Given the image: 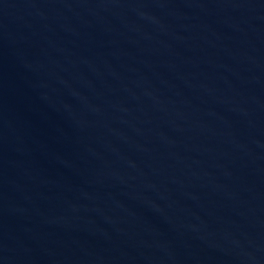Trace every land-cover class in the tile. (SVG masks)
<instances>
[{"label": "water", "instance_id": "1", "mask_svg": "<svg viewBox=\"0 0 264 264\" xmlns=\"http://www.w3.org/2000/svg\"><path fill=\"white\" fill-rule=\"evenodd\" d=\"M0 264H264V0H0Z\"/></svg>", "mask_w": 264, "mask_h": 264}]
</instances>
